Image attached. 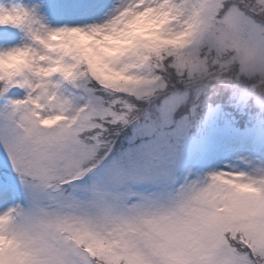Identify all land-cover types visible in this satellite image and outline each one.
Listing matches in <instances>:
<instances>
[{"label": "snow or ice", "instance_id": "1", "mask_svg": "<svg viewBox=\"0 0 264 264\" xmlns=\"http://www.w3.org/2000/svg\"><path fill=\"white\" fill-rule=\"evenodd\" d=\"M0 264H264V0H0Z\"/></svg>", "mask_w": 264, "mask_h": 264}]
</instances>
